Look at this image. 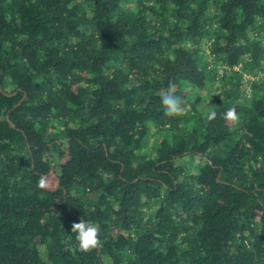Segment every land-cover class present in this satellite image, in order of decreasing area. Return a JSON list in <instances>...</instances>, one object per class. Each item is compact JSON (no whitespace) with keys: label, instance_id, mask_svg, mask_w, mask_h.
<instances>
[{"label":"trees","instance_id":"1","mask_svg":"<svg viewBox=\"0 0 264 264\" xmlns=\"http://www.w3.org/2000/svg\"><path fill=\"white\" fill-rule=\"evenodd\" d=\"M0 264H264V0H0Z\"/></svg>","mask_w":264,"mask_h":264},{"label":"clouds","instance_id":"2","mask_svg":"<svg viewBox=\"0 0 264 264\" xmlns=\"http://www.w3.org/2000/svg\"><path fill=\"white\" fill-rule=\"evenodd\" d=\"M162 105L164 108V115L169 118L179 117L184 114L185 107L182 98L176 94V85L169 82L167 90H162L160 93ZM217 118L215 111H210L206 119L209 122ZM222 118L226 122H234L238 120V114L235 108H229L223 113ZM48 186V178L41 176L39 178L37 187L44 189ZM71 232L76 233V240L78 241L79 249L87 252L102 246V241L99 238V228L95 224L81 219L71 226Z\"/></svg>","mask_w":264,"mask_h":264},{"label":"water","instance_id":"3","mask_svg":"<svg viewBox=\"0 0 264 264\" xmlns=\"http://www.w3.org/2000/svg\"><path fill=\"white\" fill-rule=\"evenodd\" d=\"M21 103H22V102H21ZM21 103H20V104H21ZM20 104H19V105H20ZM19 105H18V106H19ZM10 125H11L13 128L15 127V125H14L12 122H10Z\"/></svg>","mask_w":264,"mask_h":264}]
</instances>
